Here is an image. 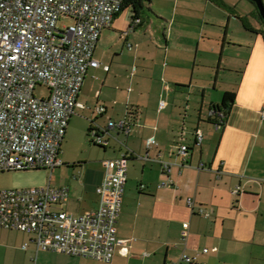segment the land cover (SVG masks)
<instances>
[{
	"label": "crops",
	"instance_id": "obj_1",
	"mask_svg": "<svg viewBox=\"0 0 264 264\" xmlns=\"http://www.w3.org/2000/svg\"><path fill=\"white\" fill-rule=\"evenodd\" d=\"M219 1L145 0L140 23H133L134 10L127 7L100 35L95 58L101 65L85 77L63 143L132 108L140 117L128 137L115 130L110 132L118 139L104 136L106 158L81 165L80 179L69 174L77 166L60 158L55 185L49 184L69 189L63 205L69 212L96 209L105 161L129 150L117 226L126 242L117 245L112 261L38 250L33 234L15 229L6 256L22 264H173L208 248L195 262L181 264H264V24L254 5ZM102 47L122 52L108 63ZM124 68L129 73L121 75ZM231 74L233 83L222 85ZM226 94L233 96L231 105L217 125L209 111ZM100 104L106 106L102 115L95 111ZM197 129L204 132L200 145ZM151 136L158 145L147 148ZM181 143L190 147L186 164L166 174L161 160H173ZM187 197L194 198V209ZM199 206L210 215L197 213ZM184 222L190 224L185 240Z\"/></svg>",
	"mask_w": 264,
	"mask_h": 264
},
{
	"label": "built area",
	"instance_id": "obj_2",
	"mask_svg": "<svg viewBox=\"0 0 264 264\" xmlns=\"http://www.w3.org/2000/svg\"><path fill=\"white\" fill-rule=\"evenodd\" d=\"M124 1L0 0V171L53 170L62 164V144L85 77L90 68L101 65L95 58L100 35L112 25ZM64 16L73 18L74 24L59 28L58 21ZM140 22V18L133 21L135 25ZM104 68L109 69L108 65ZM39 84L49 89L47 96L35 94ZM165 106L161 100L159 109ZM95 111L102 115L106 106L97 105ZM209 114L215 116L217 125L226 119L224 109L214 107ZM139 117L140 110L132 108L124 118H109L106 126L91 127L89 137L95 144L107 146L105 135L115 137L110 132L115 130L128 137ZM203 140L204 132L197 129L195 143L200 145ZM119 142L124 145L123 140ZM146 145L151 148L158 141L151 136ZM189 149L185 143L176 146L173 160H161L164 172L171 174L177 166L185 165ZM129 157L126 149L105 161L104 177L96 188L99 206L82 213L63 207L70 197L67 187L48 184L0 191V227L33 234L38 250L111 262L117 245L126 242L118 238L117 226ZM203 167L201 163L199 168ZM239 192V187L233 191ZM185 202L195 208L193 197ZM197 213L210 215L203 206L197 207ZM189 227V222L182 225L184 240ZM208 251L184 254L173 264L193 263Z\"/></svg>",
	"mask_w": 264,
	"mask_h": 264
},
{
	"label": "rangeland",
	"instance_id": "obj_3",
	"mask_svg": "<svg viewBox=\"0 0 264 264\" xmlns=\"http://www.w3.org/2000/svg\"><path fill=\"white\" fill-rule=\"evenodd\" d=\"M223 1L231 2V0H223ZM237 1L239 2L243 1V3H246L248 5H254V7H256V5L253 2H251V0H236L235 2ZM149 2L150 0H146L147 4ZM215 2L219 3L220 1L215 0ZM240 6L241 3L239 4V8ZM72 24H74V19L67 16L61 17L60 20L58 21L59 28H63L64 26H70ZM101 52L102 54H105L107 56V60H108L107 62L109 63L113 55L116 54L119 55V53L122 51L113 54L109 49L104 50V48L102 47ZM120 73L121 75H126L129 72L127 69L124 68L123 70H121ZM234 80H235L234 74H231L230 78L224 75V78L222 79V85L232 84ZM35 94L38 97L47 96L49 94V89L45 85L39 84L35 89ZM105 155L106 152L104 151L102 146L94 144L87 133L86 136H77L74 139L67 140V142L65 141L62 145L60 158L67 164H74L77 166L74 169L75 171H71V173L69 174L70 176L75 177V179L77 178L80 179L81 171L79 167H81V165H85L86 163L87 164L91 163L90 161L92 160L102 161L106 158ZM56 178H57V174L55 170L54 169L51 170L49 168L2 170L0 171V191L42 187L48 185L49 183L55 185ZM11 232L12 230L10 229L0 227V264H22L21 261L17 258L12 257L10 255L6 256L7 248H5V245L7 243L9 233Z\"/></svg>",
	"mask_w": 264,
	"mask_h": 264
},
{
	"label": "trees",
	"instance_id": "obj_4",
	"mask_svg": "<svg viewBox=\"0 0 264 264\" xmlns=\"http://www.w3.org/2000/svg\"><path fill=\"white\" fill-rule=\"evenodd\" d=\"M144 1L145 0H125L123 5H122L121 10H124L127 7H132L134 10V18H136L139 15L140 11L142 10V7L144 5ZM251 2H253L256 5L255 1L251 0ZM256 7H257V5H256ZM257 9H258V7H257ZM258 12H259V10H258ZM259 15H260L261 21L264 24V19L261 16L260 12H259ZM232 98H233L232 95L226 94L224 97V101H223L222 105H217V106H215V108L224 109V111H226V113H227L229 108H230V105H231L230 102H231Z\"/></svg>",
	"mask_w": 264,
	"mask_h": 264
},
{
	"label": "water",
	"instance_id": "obj_5",
	"mask_svg": "<svg viewBox=\"0 0 264 264\" xmlns=\"http://www.w3.org/2000/svg\"><path fill=\"white\" fill-rule=\"evenodd\" d=\"M253 1H255L259 12L264 19V2H263V0H253Z\"/></svg>",
	"mask_w": 264,
	"mask_h": 264
}]
</instances>
